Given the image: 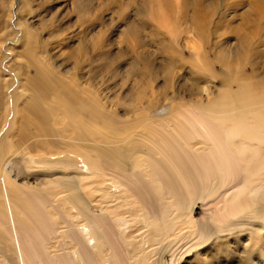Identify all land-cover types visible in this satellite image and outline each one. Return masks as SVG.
I'll return each instance as SVG.
<instances>
[{
	"label": "bare ground",
	"instance_id": "6f19581e",
	"mask_svg": "<svg viewBox=\"0 0 264 264\" xmlns=\"http://www.w3.org/2000/svg\"><path fill=\"white\" fill-rule=\"evenodd\" d=\"M21 1L9 6L20 39L7 44L10 18L0 40V264H175L186 243L245 229L264 246V23L244 32L264 0H225L211 21L204 6L220 0H184L190 60L167 35L179 0H88L91 17L64 0L70 68L50 62L28 16L53 36L62 19Z\"/></svg>",
	"mask_w": 264,
	"mask_h": 264
},
{
	"label": "rangeland",
	"instance_id": "374dc122",
	"mask_svg": "<svg viewBox=\"0 0 264 264\" xmlns=\"http://www.w3.org/2000/svg\"><path fill=\"white\" fill-rule=\"evenodd\" d=\"M19 1H21V0H16V3H15L16 4V6H15L16 9H17V6H18L17 4H18ZM65 1L64 0H49V1L48 0H24L23 2L25 4L28 3L30 6L33 5L31 7H33L34 9L35 8L37 9V11H35V12H42V10H43L42 14L46 15V12H44L46 10L48 18L51 15L53 17H56V15H57V16H59L61 18L62 12L58 11L59 13L57 12V14H55L54 11H56L59 6L62 7L63 4H65V3L67 4L68 1L67 2H65ZM147 1H152V0H135L134 3L136 4L135 5L136 7L140 8V5H142L144 3H148ZM173 1L175 2L177 0H173ZM224 1L225 0H220V2L222 4L221 5V9H220V11L218 10L215 13L213 11H210L206 6H204L205 16L209 19V21H211L210 17L212 18L213 16L215 17L217 15L220 16L221 12L224 11L223 10ZM3 2H5V3H3ZM81 2L84 5H86L85 7H87L85 9H86V15L88 17L93 16L94 10H96L99 7L97 5V3H95V2L92 3L90 1L91 3H88V0H82ZM10 3H11V0H0V8H1L0 9V40L11 36L10 35L11 34L10 33L11 30L9 31V25H8V20L11 18L12 19L11 20L12 28L15 31H19V33L17 34V36L15 38L11 39V41H8L7 44L9 43V45H10V43H11V45L14 46L18 42V40L20 39L21 32H20V29L17 28V24H16V22L18 20V17H19L18 16L19 13L17 14L16 9L14 8L13 9V14L11 16V12H10V9H9ZM24 3L22 5V1H21V9L22 10H24V8L22 7V6H25ZM19 4H20V2H19ZM175 4H176V6H175V10L176 11H174V13L171 14V15L168 14L169 16L166 13V16H165V18H166V20L168 22L167 23L168 24V26H167V31H168L167 35H172L171 32L174 31L173 29H175L176 32H179V34L175 35V37L178 38V39H175L177 41V48L179 50H181L182 55L184 57H186L187 59L190 60L191 58H194V57H192V54H191L190 50L188 48H185V49L182 48L183 45L185 44L184 40L186 39V36L188 35V34H181L186 29V26L184 24H181V21H182L181 13H185V11H186L184 0H179ZM29 5H28L27 9L29 8ZM182 6H184V9L181 11ZM191 8L194 9L193 7H191ZM192 9H189V11H192ZM39 10H41V11H39ZM259 10H260V13L257 12L258 13V18L256 19V16H253V20H252L251 24L249 25V27H244V32L247 33L248 35L254 34V31L256 29H260V25L262 27V23H264V4H262L259 7ZM8 11H9V13H8ZM25 11H26V13H27V11L29 12V10H26V9H25ZM128 11H129V9H128ZM130 11H131V14H132L133 13V8H132V10L130 9ZM231 11H234V10L231 9ZM152 12L153 11L150 12V16L152 15V17L155 18V15H154L155 13H152ZM34 14H32L33 16H30V15L28 16L29 22L31 23V26L36 30V32L39 33L40 41H42L44 39V41L46 42L41 47H42V49H44L47 46L46 47L47 53H48V57L47 58L50 59V62L52 61L51 58L53 60H55V58H57V61L59 62L58 64H60L62 62L61 65H62L63 68H65L66 65H67V68H70L71 65H74V67H75L76 63L78 61V58L76 56H70L72 54V52L65 51V49H67V47H64L60 43H61V41L63 39H66V36H68L70 34V31L71 32L73 31V33H75L78 30L77 29L73 30L72 26H68V25H64L63 26L62 23L66 24L65 21H64V18H61L62 20L55 19V21L53 19L52 20L50 19L47 23H49V25H51V24H53L55 22V24H53V26L48 27V28H50L52 31H54V30H60V31H58L57 35H55V36L49 35L50 31H47V30L45 31L42 28L41 21L39 20V16L36 17V15L34 16ZM109 14H110L109 12L104 14L105 19H107V21L110 22L111 24H114L116 22V20L113 21V20L108 19L109 18ZM190 14H192V13L190 12ZM227 14H229V12ZM71 19L75 20L76 16L75 15L72 16ZM221 21L225 22V24H226L227 21H228V17H225V18L222 17ZM56 22H59V23L56 24ZM112 22H114V23H112ZM216 22H217V20H214L213 23L211 25H209L211 30H213L214 26L216 25ZM71 25H72V23H71ZM60 26L63 27L64 29H67V30H63V28H61ZM227 26H230V25H227ZM227 26H226V30H228ZM7 27H8V29H7ZM119 30H120L119 29V25H115L114 28H108L107 27V30H106V33H105V37H106V39L109 38V40L111 42V45L113 43L115 44V42H116L115 39L118 37ZM60 32H63V33L59 34ZM189 33H190V37H194L199 42H202V38L200 36H197L193 32H189ZM228 38H230V37L228 36ZM7 44L5 43L3 45V47H5L4 48V52H5V49L8 47ZM73 47H72V49L74 51L75 47L74 48ZM7 52H9V53H7ZM7 52H5V54L7 55V59L12 58V54H10V51H8V49H7ZM38 53H39V50H38ZM65 54H66V56H65ZM58 56H60V57L58 58ZM64 57H67V58H64ZM152 58H153V56H152ZM63 60H64V62H63ZM152 60L154 61V65L155 66L156 65H158V67L161 66V63L159 61L154 60V59H152ZM63 64H65V65L63 66ZM11 67H12V69H14L13 62L11 63ZM263 70H264V68L261 69L260 72L261 73L263 72L262 74L264 75V71ZM6 72H7V70H6ZM248 72H249V70H248ZM7 73H9V72H7ZM261 78H264V77H261ZM195 211H196L195 212V216L197 215L196 217H200L199 211L198 210H195ZM234 237H236V238H234ZM251 237L252 236H250V231L248 229H245L242 232L234 231L231 235H227V238H228L229 242H226L227 239L226 240H221L222 243L218 242V240H217L215 242H212V243L208 244L207 247L205 246L202 249L200 248L197 251H195V250L194 251H189V248H190L189 245L190 244L186 243L187 244L186 247L179 248L177 250L178 252L175 251L176 252L175 255H174V256H176V258H174V259H176L175 260V262H176L175 264H264V253H263L264 252L263 251L264 250L263 249L264 246H262L261 243L256 244V246H254L253 243L252 244H245V243L248 242V239L251 238ZM172 238H174V237H172ZM183 240L186 241L187 239L185 238ZM262 244L264 245V241L262 242ZM221 245H222L223 248L220 247ZM245 246H247L248 248L245 247ZM257 247H258V249H257ZM258 252H262L263 254L262 253H258ZM252 254H253V256H251Z\"/></svg>",
	"mask_w": 264,
	"mask_h": 264
}]
</instances>
